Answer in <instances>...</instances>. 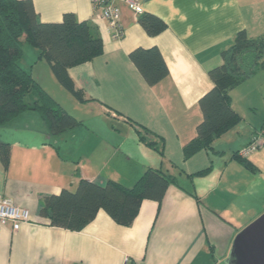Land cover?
I'll use <instances>...</instances> for the list:
<instances>
[{"label":"crops","instance_id":"0c3cea01","mask_svg":"<svg viewBox=\"0 0 264 264\" xmlns=\"http://www.w3.org/2000/svg\"><path fill=\"white\" fill-rule=\"evenodd\" d=\"M30 1L42 23L60 22L66 13L87 22L103 53L68 70L83 102L52 82L37 50L20 64L53 97L47 81L52 84L56 102L82 124L53 136L29 111L0 127V141L9 147L7 166L0 161V198L29 211L17 230L0 223V264H225L235 235L264 211V150L246 158L253 173L232 157L263 128L264 114L259 123L231 128L221 146L215 139L212 150L184 158L183 148L202 120L198 102L213 86L208 71L221 64L222 51L242 30L264 37V0H136L143 14L165 25L154 36L121 3L119 40L93 16L90 0ZM151 47L168 68L153 86L129 58L132 50ZM255 74L230 91L241 121L238 106ZM225 151L221 167L217 157ZM214 167L221 170L216 183H195ZM147 168L173 176L176 185L160 203L143 200L129 226L117 225L103 210L81 231L49 226L39 215L44 197L73 190L79 179L130 188ZM223 184L226 195H215Z\"/></svg>","mask_w":264,"mask_h":264},{"label":"trees","instance_id":"16d2710c","mask_svg":"<svg viewBox=\"0 0 264 264\" xmlns=\"http://www.w3.org/2000/svg\"><path fill=\"white\" fill-rule=\"evenodd\" d=\"M138 23L149 36L165 28L160 19L150 14L140 16ZM23 44L37 50L38 59L47 64L58 84L83 102L84 93L75 87L68 70L100 56L101 38L92 33L87 22L78 21L72 13L64 14L60 22L42 23L30 0H0V127L29 111L43 119L53 136L79 127L81 121L66 113L33 75L20 66ZM220 56L221 64L208 71L213 86L198 102L202 120L194 138L183 148L184 158L212 150L214 140L240 122L231 106L230 91L264 69V37L251 38L242 30ZM129 58L149 86L168 76V68L155 47L136 48ZM232 157L254 170L237 152ZM0 161L4 167L9 161V147L1 141ZM171 185H176L173 176L153 168H147L130 188L110 180L99 185L79 179L73 190L62 189L58 195L44 197L39 215L48 220L49 226L81 231L103 210L114 223L126 227L136 218L143 200L160 203Z\"/></svg>","mask_w":264,"mask_h":264},{"label":"built area","instance_id":"2783aa9c","mask_svg":"<svg viewBox=\"0 0 264 264\" xmlns=\"http://www.w3.org/2000/svg\"><path fill=\"white\" fill-rule=\"evenodd\" d=\"M121 3H126L136 18L143 15V10L136 0H90L93 16L107 24L109 36L113 40L121 39L124 34L120 18ZM259 150H264V127L252 135L246 147L238 151L237 155L246 159ZM28 220L29 211L27 209L16 206L9 197L0 198V223H9L12 225V230H17L22 222Z\"/></svg>","mask_w":264,"mask_h":264},{"label":"rangeland","instance_id":"374dc122","mask_svg":"<svg viewBox=\"0 0 264 264\" xmlns=\"http://www.w3.org/2000/svg\"><path fill=\"white\" fill-rule=\"evenodd\" d=\"M22 49H23V57H22V59H21V62H20V64L22 63L23 65H26V58H28L29 57V59L31 58L30 57V55H32L33 54V52H35L36 50L34 49V48H32L31 46H29V45H27V44H23L22 45ZM43 64H45V66H47V64L46 63H43ZM26 67V66H25ZM24 69V68H23ZM25 70V69H24ZM29 72V71H28ZM50 78H51V80H52V82H54V84H57V83H55L56 81H55V79H54V77L51 75V73H50ZM47 81V80H46ZM252 82H253V85L251 84V85H249L250 86V88H248V90H250V92H249V95L248 96H246V98L245 99H243L241 102H240V104H239V106H238V109H239V113L242 115V117H243V120L241 121V119H240V121L241 122H239L238 124H240V125H238V126H241V125H244V124H247V123H250V124H253V122L254 123H259V121H262V120H260V119H262L261 117H262V115L264 114V69L263 70H260L257 74H255L254 76H253V78H252ZM248 84H249V81L247 82ZM47 84H48V86H47V88L52 92V93H54L53 94V97H54V95H55V92H53V87L54 86H52V84H50L48 81H47ZM57 86V85H56ZM58 88H60V87H58ZM62 92H64L65 94H67L66 93V91L64 90V91H62ZM50 94V93H49ZM51 95V94H50ZM57 95V94H56ZM56 97V96H55ZM54 97V99L56 100V101H58L59 102V99L57 98V97H59V96H57L56 98ZM61 99V98H60ZM60 103H63V100H61V102ZM237 130V129H236ZM236 130H233L232 132H235ZM224 137H226V132L224 133V134H222L220 137H218L217 138V140L215 141V146H221L222 145V138H224ZM218 140H221V141H219V143H218V145H216V142L218 141ZM225 143H227V140H225ZM224 144V143H223ZM247 145V144H246ZM246 145L245 146H243L241 149H240V151L242 150V149H244L245 147H246ZM214 155H215V153H213ZM226 154H227V152L225 151V153L224 154H222L221 156H223V157H221V156H218L217 157V161H218V164H220L221 162H223V158H224V156H226ZM229 155H231V153H229ZM243 166V165H242ZM221 167H222V163H221ZM244 167V166H243ZM245 169H247L248 171H250L251 173H253V172H255L256 170L254 169V170H250V169H248V168H246V167H244ZM222 169V168H221ZM262 169V168H261ZM262 171H264V169L262 170ZM209 175H207V176H204V177H202V178H199V179H197L196 181H195V183H199V184H205V186L206 185H208V184H210V183H216L217 182V179L220 177V175H221V170L219 171V169H218V167H214V170L212 169V171L211 172H209L208 173ZM258 174H261V172H258ZM216 189H217V193L215 194V195H217L218 196V193L219 194H221V195H223V196H225L226 194H225V191H227L226 190V188H225V185L223 184L221 187L220 186H217L216 187ZM264 212V211H263ZM262 212V213H263ZM261 213V214H262ZM261 214H259L256 218H258ZM256 218H254L252 221H254ZM251 221V222H252ZM250 222V223H251ZM246 227V226H245ZM243 229V228H242ZM241 229V230H242ZM240 230V231H241Z\"/></svg>","mask_w":264,"mask_h":264},{"label":"water","instance_id":"95a60500","mask_svg":"<svg viewBox=\"0 0 264 264\" xmlns=\"http://www.w3.org/2000/svg\"><path fill=\"white\" fill-rule=\"evenodd\" d=\"M225 264H264V212L239 231Z\"/></svg>","mask_w":264,"mask_h":264}]
</instances>
